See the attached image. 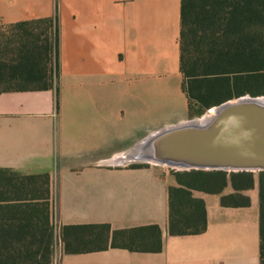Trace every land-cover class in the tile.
<instances>
[{"label": "crops", "instance_id": "crops-1", "mask_svg": "<svg viewBox=\"0 0 264 264\" xmlns=\"http://www.w3.org/2000/svg\"><path fill=\"white\" fill-rule=\"evenodd\" d=\"M57 14L60 103L57 88L0 96V168L50 175L55 264H261L258 181L244 192L247 207L222 205L231 185L221 194L193 190L208 228L172 235L173 169L130 167L141 141L192 118L182 0H0V25ZM86 224L111 226L105 249L79 247L70 232L63 239L65 226Z\"/></svg>", "mask_w": 264, "mask_h": 264}, {"label": "trees", "instance_id": "trees-1", "mask_svg": "<svg viewBox=\"0 0 264 264\" xmlns=\"http://www.w3.org/2000/svg\"><path fill=\"white\" fill-rule=\"evenodd\" d=\"M181 51L183 91L192 118L243 96H264V0H182ZM59 77L58 14L0 25V96L57 88L59 104ZM171 173L180 184L169 188L172 235H196L208 228L205 202L194 198L193 190L221 194L231 185L234 193L223 195L222 205L247 207L251 198L244 192L258 181L264 264V171L258 180L251 171ZM110 231L109 224L65 226L63 239L70 232L79 247L105 249ZM55 241L50 175L0 168V264H54ZM66 251L73 252L71 244L66 243Z\"/></svg>", "mask_w": 264, "mask_h": 264}, {"label": "water", "instance_id": "water-1", "mask_svg": "<svg viewBox=\"0 0 264 264\" xmlns=\"http://www.w3.org/2000/svg\"><path fill=\"white\" fill-rule=\"evenodd\" d=\"M128 157L177 170L264 171V96L230 100L160 129Z\"/></svg>", "mask_w": 264, "mask_h": 264}, {"label": "rangeland", "instance_id": "rangeland-1", "mask_svg": "<svg viewBox=\"0 0 264 264\" xmlns=\"http://www.w3.org/2000/svg\"><path fill=\"white\" fill-rule=\"evenodd\" d=\"M214 109V108H213ZM213 109H210V110H207L205 111L202 115H197L191 119H195V118H198V117H203L204 115L206 114H209L213 111ZM256 173V177H257V180L259 178L258 176V172H255ZM61 248V243H60V240L58 239V237L56 238V241H55V254H54V260H55V255H57L58 251L60 250ZM54 264H55V261H54Z\"/></svg>", "mask_w": 264, "mask_h": 264}, {"label": "bare ground", "instance_id": "bare-ground-1", "mask_svg": "<svg viewBox=\"0 0 264 264\" xmlns=\"http://www.w3.org/2000/svg\"><path fill=\"white\" fill-rule=\"evenodd\" d=\"M123 158L127 159V157H125V156L124 157H121V159H123Z\"/></svg>", "mask_w": 264, "mask_h": 264}, {"label": "built area", "instance_id": "built-area-1", "mask_svg": "<svg viewBox=\"0 0 264 264\" xmlns=\"http://www.w3.org/2000/svg\"><path fill=\"white\" fill-rule=\"evenodd\" d=\"M213 111H214V109H213ZM213 111H212V112H213Z\"/></svg>", "mask_w": 264, "mask_h": 264}]
</instances>
